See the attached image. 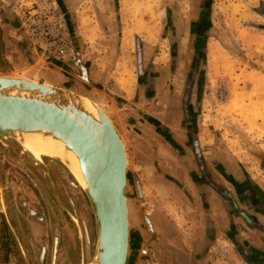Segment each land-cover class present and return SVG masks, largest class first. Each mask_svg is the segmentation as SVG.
Returning a JSON list of instances; mask_svg holds the SVG:
<instances>
[{
	"label": "rangeland",
	"instance_id": "rangeland-1",
	"mask_svg": "<svg viewBox=\"0 0 264 264\" xmlns=\"http://www.w3.org/2000/svg\"><path fill=\"white\" fill-rule=\"evenodd\" d=\"M26 3H31L30 8L10 9L0 3L2 19H12L11 23L1 25L7 49L2 53L0 69L26 72L32 63L47 67L57 62L74 67L73 62L79 58L86 68L83 75L86 82L95 88L89 92L91 97L86 96L116 120L117 127L121 120L130 126L139 125L147 132L152 126L151 118L166 121L164 126L172 132L170 142L182 151V156L178 153V166L183 181L192 180L198 159L210 167L211 175L223 182L229 193L237 196L240 189L242 195L252 192L249 180L264 193V0H26ZM43 7H48L52 15L44 24L31 23L32 16L36 20L42 15ZM53 16L59 17L66 27L73 45L70 59H58L44 52L43 40L49 32H55L50 23ZM124 27V35L130 30L128 47L122 37ZM125 83L131 88L133 84L137 92L122 100L130 93L124 88ZM112 104L117 114L111 111ZM186 127L192 142L186 135ZM34 161L38 162L22 145L0 134L1 167L11 184L22 187L14 191L16 199L32 201L38 210L36 215L59 227L58 264H66L68 243L73 240L76 264H83L84 236L73 211L75 208L84 211L85 206L90 211L87 198L63 165L43 157V164L72 188L66 187L64 200L52 174L50 192L45 193L36 177L39 170L29 167ZM127 169L130 171L128 162ZM130 172L129 187L136 196L138 181ZM44 180L48 183L46 176ZM73 197L79 199L77 207ZM190 206L181 208L188 211ZM132 210L128 201V217ZM63 211L67 213L65 217ZM68 216L75 225L68 221ZM80 216L83 217L81 212ZM30 227L35 243L41 241L39 235H48L50 250L51 232L36 221ZM94 244L95 239L90 242L91 251Z\"/></svg>",
	"mask_w": 264,
	"mask_h": 264
},
{
	"label": "crops",
	"instance_id": "crops-1",
	"mask_svg": "<svg viewBox=\"0 0 264 264\" xmlns=\"http://www.w3.org/2000/svg\"><path fill=\"white\" fill-rule=\"evenodd\" d=\"M124 29L122 37L125 47H128L130 30H126L124 35ZM83 64L77 58L73 62L74 67L63 62L48 64L47 67H36L32 63L26 72L11 68L0 71L15 70L28 78L90 96L89 92H94L95 88L86 82ZM128 86V83L124 84L130 93L126 94L123 89L126 96L122 100L137 92V89L133 90V84L132 88ZM109 106L117 114L113 104ZM112 121L126 147L129 172L138 181L136 196L129 187L133 194V210L129 214L132 223L129 262L255 264L250 257L256 255L264 261V193L255 183L251 180L248 182L252 192L242 195L240 189L237 196L233 195L223 182L211 175L210 167L204 162L207 178L198 177L197 169L193 167L192 180L185 182L178 166L182 151L177 144L170 142L172 132L167 130V125L164 126L166 121L151 118L153 129L152 126L148 127L147 132L139 125L130 126L121 120L118 128L116 120ZM21 188L13 185V191ZM15 199L17 211H34L33 216L36 215L35 211L38 210L32 201ZM187 201H191V206ZM187 205L190 206L189 210L183 211L181 207Z\"/></svg>",
	"mask_w": 264,
	"mask_h": 264
},
{
	"label": "water",
	"instance_id": "water-1",
	"mask_svg": "<svg viewBox=\"0 0 264 264\" xmlns=\"http://www.w3.org/2000/svg\"><path fill=\"white\" fill-rule=\"evenodd\" d=\"M0 134L40 149L65 167L87 198L95 221L90 250L83 217V264L128 261L132 200L127 151L107 113L82 92L0 71ZM51 152V153H50ZM82 182H81V181Z\"/></svg>",
	"mask_w": 264,
	"mask_h": 264
},
{
	"label": "flooded vegetation",
	"instance_id": "flooded-vegetation-1",
	"mask_svg": "<svg viewBox=\"0 0 264 264\" xmlns=\"http://www.w3.org/2000/svg\"><path fill=\"white\" fill-rule=\"evenodd\" d=\"M11 20L12 19L7 18L2 19L0 15V62L2 58V53L7 48L1 25L2 23H11ZM15 47H18L17 44H15ZM185 131L186 135L192 142V135L190 134V132H188V127H186ZM35 165H37V167H35ZM29 167L31 169L36 168L37 170H39V173H37L38 176L36 177L45 193L50 192V175L53 177L52 174H54V178L56 179L58 187V189H56L59 191L58 194L64 200L67 199L65 191L66 187L72 190L69 183L65 184L64 179H62L61 181L60 178L56 176L53 170H51L49 167H46L40 161H34L33 163H31V165H29ZM205 171L206 170L203 166V162H198V177L202 176L203 179L207 178V173L205 174ZM5 172L6 171L2 169L0 164V264H58L56 257L58 254V247L60 243V234L58 232L59 227L55 226L51 222L49 223L47 221H44V217H40V214L33 216V211H17L18 206L14 203V197L16 195V192L13 191V185H15V183L11 184L9 177L6 176ZM45 176L48 180V183L44 180ZM23 182L26 183V179H24ZM35 190V188H32V191ZM73 202L75 204V207H77L76 205L78 204L79 199L73 197ZM262 206L264 211V202H262ZM80 212L83 215V220L85 222V226L89 235V240L91 243H93L95 239V221L93 213L91 212V210L89 211L88 209H86V206L84 211H77V208H75V211H73V213H75V215L77 216L76 219L79 222L81 229L82 221ZM62 214L65 217L67 213L63 211ZM67 219L71 224L75 225V221L74 219H72V217L68 216ZM33 221H36L37 223L43 225L47 232H51L50 234L52 237L50 250L48 246V235H39L41 241L35 243V236L30 227ZM56 228H58V230ZM67 250L68 251L66 264H76V245L74 243V240L71 243H68ZM78 254L81 261L80 251L78 252ZM250 258L254 261L255 264H264V261L261 260V257L257 255L252 256Z\"/></svg>",
	"mask_w": 264,
	"mask_h": 264
},
{
	"label": "built area",
	"instance_id": "built-area-1",
	"mask_svg": "<svg viewBox=\"0 0 264 264\" xmlns=\"http://www.w3.org/2000/svg\"><path fill=\"white\" fill-rule=\"evenodd\" d=\"M1 4L13 9L16 6H24L25 9L30 8L31 3H26V0H0ZM42 15L38 16V19L34 20L35 17L32 16L30 20L31 23H45L47 21V17L52 15V12L48 7H43L41 10ZM49 20V19H48ZM50 23L52 28L55 27V32L50 33L43 40L44 52L50 54L51 56L67 60L70 59L73 54V45L68 38V33L66 31V27L62 20L59 17L53 16V19ZM48 24V23H47ZM32 33V31H31Z\"/></svg>",
	"mask_w": 264,
	"mask_h": 264
},
{
	"label": "bare ground",
	"instance_id": "bare-ground-1",
	"mask_svg": "<svg viewBox=\"0 0 264 264\" xmlns=\"http://www.w3.org/2000/svg\"><path fill=\"white\" fill-rule=\"evenodd\" d=\"M88 97V96H87ZM90 98V97H89ZM92 99V98H91ZM93 100V99H92ZM98 104V103H97ZM24 147V149L28 150L27 147L25 145H22ZM29 151V150H28ZM36 159H39L38 157H42L41 153L42 151L40 149H35V148H30L29 151ZM51 153V152H50ZM81 181V180H80ZM82 182V181H81Z\"/></svg>",
	"mask_w": 264,
	"mask_h": 264
},
{
	"label": "trees",
	"instance_id": "trees-1",
	"mask_svg": "<svg viewBox=\"0 0 264 264\" xmlns=\"http://www.w3.org/2000/svg\"><path fill=\"white\" fill-rule=\"evenodd\" d=\"M192 77H193V72H191V75H190V77H189V80H188L189 83L192 81ZM189 83H188V84H189ZM186 90H188V85H187V87H186Z\"/></svg>",
	"mask_w": 264,
	"mask_h": 264
}]
</instances>
